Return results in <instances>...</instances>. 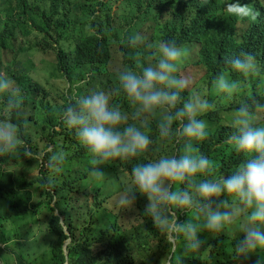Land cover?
<instances>
[{
	"label": "trees",
	"instance_id": "1",
	"mask_svg": "<svg viewBox=\"0 0 264 264\" xmlns=\"http://www.w3.org/2000/svg\"><path fill=\"white\" fill-rule=\"evenodd\" d=\"M237 2L248 5L256 19H239L226 7ZM137 32L144 34L149 42L175 41L182 47L186 57L180 67L181 74L192 81V87L186 89L184 95L200 91L216 105L202 117L209 124V135L198 144L200 151L213 161L214 174L227 177L240 162L239 155L227 143L233 133L231 115L241 102L247 103L253 98L261 101L264 86L257 89L255 74L245 78L235 73L229 79L241 81V88L232 98L239 96L240 100L231 98L227 101L216 92L213 81L227 68L228 58L241 52L259 55L264 66V0H0V73L4 72L20 88L23 103L22 112L12 116L20 127L22 146L17 153L3 156L5 161L0 159V244L5 246V249L0 247L2 264H9L11 256L8 255H15L18 264H34L22 255L8 254V251L11 243L24 245L20 240L28 239L30 235L26 220L37 215L43 207L42 202L35 201L36 184L50 185L47 175L28 179L27 167L16 171L5 168L10 159L22 158L24 149H29L34 155L30 163H35L42 172L51 155L62 152L65 156L61 166L64 168L62 178H73L72 173L78 165L87 173L91 168L87 151L73 138L74 132L62 124L63 107L47 100L45 95L49 93L41 81L33 77V53L52 55L45 71L50 77L61 79L63 88L54 90L60 100L67 84L70 92L76 90L78 94L118 86V70L134 67L139 59L142 60L144 49L130 47L126 39ZM186 43L197 45L191 51ZM260 73L264 76V70ZM120 101L122 111L131 112L122 95ZM55 126H60L61 131L55 130ZM145 131L154 141L145 156L102 166L104 176L99 179V202L88 211V226L73 223L69 203L64 198L57 206L60 215L66 216V233L59 217L53 214L54 208L47 203L45 208L51 215L42 235L46 259L40 264H167L168 261L170 264H229L223 244L235 247L243 238V233H239V222L226 226L219 236L202 230L199 235L206 243L197 252H185L183 238L172 251L151 218L143 214L146 197L137 193L134 206L124 208L134 213V229L121 226L118 214L102 206L107 199L117 198L128 184L120 179L122 169L126 170L129 182L128 172L134 164L148 162L160 155H176L182 150V145L174 140L167 143L159 140L155 121L150 120ZM34 134L47 135L58 152H47L40 159L43 149L38 148ZM223 144L232 151L229 158L220 148ZM87 173H79L78 178H94ZM61 180L57 181L60 185L57 192L76 184V180L62 183ZM47 194L52 197L50 192ZM178 214L181 223L189 218L195 220L194 213L189 216L186 212ZM91 219L94 222H90ZM6 222H21L26 231H10L5 227ZM134 230L146 233L149 240L143 244L136 237L138 246L130 248L126 243L134 237ZM68 240L66 254L64 247ZM148 243L157 248L152 255L148 250L143 251ZM160 258L163 259L161 262ZM237 263L255 264V254L247 259L240 258Z\"/></svg>",
	"mask_w": 264,
	"mask_h": 264
},
{
	"label": "clouds",
	"instance_id": "2",
	"mask_svg": "<svg viewBox=\"0 0 264 264\" xmlns=\"http://www.w3.org/2000/svg\"><path fill=\"white\" fill-rule=\"evenodd\" d=\"M226 7L239 19H256L248 5L237 2ZM126 39L130 47L143 48L144 54L134 67L118 70V86L78 94L76 90L70 92L68 85L63 97L59 100L56 95V101H52L63 107L60 119L64 128L73 131V138L87 151L91 166L89 177L102 178V166L108 163L145 156L154 142L145 129L150 120L155 121L159 140L165 143L174 140L182 145V150L176 155H160L148 162L134 164L128 172V184L116 198L117 206L133 207L137 193L146 197L143 214L151 218L155 229L165 237L172 251L183 238L184 251L197 252L206 243L199 235L202 230L212 236H219L224 233L226 226L239 222V233H243V238L232 247L233 259H247L255 254V264H264V92L261 101L253 98L250 102H241L232 113L233 133L227 138V143L239 155L240 162L227 177L216 176L213 161L198 147L199 142L206 140L209 135V124L202 117L214 110L216 105L200 91L184 95L185 90L192 87L191 78L181 74L180 70L185 58L184 49L175 41L149 42L139 32ZM226 66L213 81L221 97L231 99L241 88V81L229 79L235 73L245 78L255 74L257 89L264 86V76L260 73L264 66L259 55L241 52L238 56L228 58ZM121 95L131 112L122 111ZM0 101V156H9L17 153L22 146L21 130L12 116L22 112L23 103L20 88L4 72L0 73ZM48 151L51 154L58 152L57 148L55 151L49 148ZM23 155L33 157L29 149H24ZM64 159L62 152L52 154L49 158L50 185L54 183V176L61 172ZM73 172L78 175L86 173L82 170ZM78 175L73 180H61V183L76 180V184L60 192L56 191L60 188L57 184V194L71 192L77 186L78 179L86 180L78 178ZM45 192L47 194L50 191ZM96 193L99 196V188ZM222 196L226 198L219 199ZM64 198H67V203L72 200L61 195L59 201H64ZM48 202H42V209ZM69 206L70 203L68 210ZM182 212L188 216L194 213L195 220L189 218L187 222H179L178 213ZM37 215L28 217L26 222L30 225L28 220ZM50 215L48 211L47 227ZM55 216L59 220L65 217L66 223V216L60 215V210L59 215ZM17 224L23 227L21 222L12 225ZM40 240L43 243L42 236ZM67 242L64 247L66 254ZM126 245L137 247L136 237L128 239ZM42 257L45 261L44 254Z\"/></svg>",
	"mask_w": 264,
	"mask_h": 264
},
{
	"label": "rangeland",
	"instance_id": "3",
	"mask_svg": "<svg viewBox=\"0 0 264 264\" xmlns=\"http://www.w3.org/2000/svg\"><path fill=\"white\" fill-rule=\"evenodd\" d=\"M196 43H186V46L189 50L193 51L196 48ZM186 57V56H185ZM52 59V55H43L38 52H34L32 55V60L34 63V68L31 70V73L34 78H37L39 81H41L43 87L45 88L46 92L49 93L48 95H45V98L47 100H51L53 102L56 101V94L54 93L55 89H61L63 88V84L61 79L50 77L46 71L45 68L47 66V63ZM119 61V57H117L116 62ZM185 63V58L181 62V66ZM68 87V84H67ZM233 100H240V97L237 96L236 98H232ZM229 101L230 99H226ZM227 116V115H225ZM57 131H61L59 126H56L55 128ZM35 136V142L38 145L39 149H43L42 156H40V159H42L43 155L46 152H49L48 149L51 148L53 151L56 150L53 143L50 142V139L47 137V135L44 134H34ZM66 141L71 142L70 139H67ZM220 148L224 151L225 156L229 158L232 155V151L230 148H228L226 145H221ZM52 151V152H53ZM72 151H74V147H72ZM34 157V155H33ZM32 157V158H33ZM1 161H5L3 159V156H1ZM31 158H27L23 156L20 159L14 160L10 159V162L8 165L4 166L5 168L16 171L22 169V167H27V176L28 179H33V177H44V175L50 176V170L47 166V164L44 165L43 171L41 172L39 168L35 167V163H30ZM64 171V168L61 167ZM82 170L83 172H86V170H83L80 165L74 168V171ZM122 173L120 174V179L124 181L125 183H128V179L126 176V170L122 169ZM45 173V174H42ZM73 177H76L78 175L77 172H73ZM87 176H90L89 172L87 173ZM60 179L65 180V178H62L61 172L59 174H56L54 176L55 182L51 185L47 186H41L40 184H36L35 191V201H42V202H50L51 206L55 208L54 214L59 215V210L56 206L57 201H59L61 195H66L68 198L70 197L72 200L69 206V210L72 212L73 215V221L74 223H77L80 226H88L89 223L86 221L88 220V211L90 209L95 208L97 202H99V199L96 200L97 197H99L96 193V190L99 188V179L97 178H86V180H77V188L73 189L71 192H63L61 195L57 194L55 189H57L59 186L57 185V181ZM74 178H69V180H73ZM45 190L50 191L53 196L50 198L49 194L45 193ZM102 206L108 209L111 212H114L115 214H118L119 216V224L123 226L126 229H134V213L133 211H127L124 208L118 207L116 204V198L112 197L107 199L102 203ZM45 207V205H44ZM47 216L48 211L47 209L43 208L39 211L38 215L34 218L29 219V227L27 228L30 232V235L28 239H22L20 240L24 245L22 247H15L13 244H11V249L8 251V254H22L25 256V258L33 263L39 264L43 261V254L45 251V247L43 243L41 242V236L42 233L47 229ZM61 224L65 227L64 229L67 232V227L65 223V217H61L60 219ZM90 222H94V219H91ZM5 227L7 229L16 231V232H25L26 229L24 227H21L20 225H12L11 223H5ZM141 230H134L132 233L135 237L139 238V242L145 243L149 240L148 235L146 233H140ZM70 242V240L67 242V244ZM2 249H5L4 244H0ZM223 247L225 251H227V259L229 260V264H238L236 259H233L232 256V247L225 243L223 244ZM156 251L157 248L154 247L152 244H145L143 247V251L145 250ZM218 252V248L216 249ZM11 256L9 258V264H18V262L15 260L14 255H8ZM101 256L104 257L105 253L101 249ZM139 259V257H137ZM157 259V257L155 258ZM227 259H224L223 261H227ZM163 259H159V262H161ZM2 259H0V264H2ZM154 263V262H153ZM155 264V263H154ZM158 264V263H157ZM224 264V263H222Z\"/></svg>",
	"mask_w": 264,
	"mask_h": 264
}]
</instances>
